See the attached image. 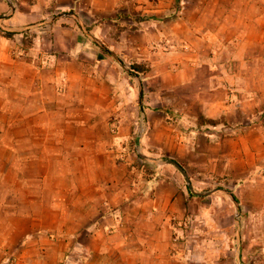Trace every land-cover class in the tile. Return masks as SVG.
I'll use <instances>...</instances> for the list:
<instances>
[{
  "label": "rangeland",
  "instance_id": "obj_1",
  "mask_svg": "<svg viewBox=\"0 0 264 264\" xmlns=\"http://www.w3.org/2000/svg\"><path fill=\"white\" fill-rule=\"evenodd\" d=\"M6 1L12 4V0ZM190 1L192 0H172L174 8L171 13L182 16L191 4ZM85 2L86 0H78L76 8L52 11L46 16L47 20L56 18V35L60 34L62 39L63 36L73 37L76 43L83 44L74 50L71 57H74V61L77 59L78 67H83L84 70L76 74L71 82H74L73 85H84L107 76L111 85L118 86L124 77L135 83L134 100L126 102L120 108L105 110L107 117L98 127L106 141V150L102 155L82 154L79 148L82 144L75 146L73 143L76 141L71 142L70 138L63 140L61 152L55 155L56 158L51 153H30L25 156L17 154L15 164L20 163L21 169L7 173L5 170L0 171V196L14 194L15 212H21L22 204L25 210L29 203L27 213L31 231L38 227L44 231L46 242H53L54 245L67 243L68 259L75 261L85 256V245L91 246L95 242L93 235H97V232L99 236L96 240L107 241L111 237L116 238L124 229L127 231V240L132 239L133 232L139 230L135 226L137 221L124 218L122 211L127 206L129 210L137 204L138 213L142 210H162L165 215L161 224L155 228L159 234L145 232L146 229L140 230L155 237L154 243L161 240L165 243L164 248L160 249L158 246V249H154L156 256L149 255L150 250H141L139 256L143 259L158 258L166 260L168 264H264L262 152L251 154L247 151V154H243L242 151L235 152L228 143L222 142L218 149V144L209 148L206 143L199 141L202 138L229 141L231 132L224 125L220 128H212L211 125H205L207 123L201 126L202 121L200 117H195L194 108L186 110L182 105L184 85H178L176 93L179 96L174 101L168 103L158 97L159 88L167 87V81L162 84L157 81V76L150 72V61L144 56V52H139L142 45L150 52L161 51L160 55L176 47L189 53L195 50L192 42L188 38L172 41L164 34H161L160 39L150 36L159 26V21L140 23L134 17L137 16L135 12H132L133 19L117 17L109 21L101 20L100 15H95L89 7H85ZM133 3L135 1L131 0L125 6L133 7ZM142 33L148 39L137 44L134 35ZM8 34L6 22L0 18V35ZM26 40L30 41H22L23 46L32 42L30 36ZM91 48L96 50L95 56L99 55V61L95 57L94 62L91 60ZM18 53L19 60L27 56L26 52ZM63 54L70 55L65 52ZM100 57L104 58V62H101ZM67 58L70 57L62 59ZM96 62L100 63L95 67ZM133 64H139L145 70L135 73ZM65 85L67 86V82L63 79L62 86ZM140 89L141 96L138 94ZM123 98L122 96L120 100ZM152 116L157 120L155 125L149 121ZM206 121L208 124L217 122L213 119ZM92 123L89 120L72 124L68 132L76 129L79 134L87 136L93 129ZM66 127L67 125L62 127L63 135ZM189 134L193 136L192 143L197 139L198 148L179 156L176 149L179 146L182 148L181 144L186 142ZM138 136L139 144L136 143ZM171 145L174 148H170ZM198 149L206 153V163L203 165V156ZM138 151L157 161L143 158ZM52 157L54 162L50 159ZM238 157H242L241 168L229 170L225 163L229 159L235 161ZM164 158L180 160L187 168L185 171L189 181H186L177 167L161 162ZM95 161L102 167L101 173L97 172V177L104 179L100 187L95 189L90 185L82 188L71 184V178L85 180L88 170H91L86 167L93 165ZM72 166L77 167L73 169ZM10 176L14 177L15 184L6 187L5 179ZM109 177L112 182L105 181ZM249 196H254L255 200H247ZM75 197H78V202L74 206ZM26 199L29 200L28 203ZM60 210L62 218L56 214ZM72 214H77V218L72 217ZM136 220L151 222L147 218ZM158 221L159 219H155L152 222L158 225ZM14 222L15 225H21L16 220ZM32 234L31 239H36L37 234ZM40 235L42 236L41 233ZM122 236L125 235L120 237ZM130 253V250H124L123 254L116 251L112 257L119 258L120 255L127 256ZM58 263L62 264L63 261L59 259Z\"/></svg>",
  "mask_w": 264,
  "mask_h": 264
},
{
  "label": "crops",
  "instance_id": "obj_2",
  "mask_svg": "<svg viewBox=\"0 0 264 264\" xmlns=\"http://www.w3.org/2000/svg\"><path fill=\"white\" fill-rule=\"evenodd\" d=\"M133 1V7H126L125 3L131 0H86L85 7L106 21L117 17L133 19L132 12H135L137 16L134 17L140 23L159 21V26L150 36L160 39L164 34L172 41L188 38L195 49L189 53L176 47L160 55L161 51L150 52L140 45L139 52H144L150 61L151 74L157 76L161 84L167 81V87L159 88L158 97L168 103L174 101L179 96L176 93L178 85H184L182 105L186 110L194 108L195 117H200L202 121L201 126L205 123L212 128L224 125L231 132L229 141L214 138L199 141L209 148L218 144V149L224 142L235 152H262L264 157V0H192L180 17L171 13L174 8L172 0ZM11 2H0V18L4 19L10 32L8 36L0 35V171L7 173L21 169L20 163L15 164L17 154L51 153L55 157L61 152L66 138L76 141L73 143L75 146L82 144L79 147L82 154L102 155L106 150V141L102 132L98 131L99 123L106 119L107 108H120L128 101L133 102L135 83L123 77L118 86L111 85L110 79L102 76L84 85L72 84V79L84 69L78 67L79 61H74L71 55L83 44L79 45L76 39L67 36H63V41L60 34H55L58 30L56 18L47 20L46 16L52 11L76 8L78 0ZM29 36L32 42L23 46L24 42L30 41L26 40ZM134 39L137 44H142L148 37L142 33L135 34ZM20 51L27 53L21 60L17 57ZM90 51L91 60L94 62L95 57L99 61V55L95 56L96 50L91 48ZM63 57L70 58L66 60ZM100 59L104 62V58ZM99 63L96 62L95 67ZM63 79L67 82L65 87L62 86ZM138 94L141 96V89ZM122 96L124 98L120 100ZM207 119L217 122L208 124ZM89 120L93 122V129L87 136L79 134L76 129L68 132L72 124ZM153 120L152 116L149 121L155 125L157 120ZM63 125H67L64 135ZM34 127L38 129H30ZM192 137L189 134L186 142L181 144L182 148L179 146L176 149L179 156L198 148L197 139L192 143ZM170 148H174L173 145ZM198 151L203 156V165L206 153ZM54 157L50 158L53 162ZM175 160L187 170L180 160ZM240 160L242 157L235 161L229 159L225 165L229 170H239ZM76 167L72 166L73 169ZM86 169H91L94 174L88 170L85 180L71 178V184L82 188L93 185L97 189L104 180L97 177V172L101 173V165L95 161ZM105 181L112 182L110 177ZM4 184L6 187L14 186V177L6 178ZM253 197L249 196L247 200L254 201ZM77 198H73L74 206ZM234 198L237 199V195L234 194ZM14 200L13 193L0 196V264H59V259L62 264H168L166 260L151 258L147 261L139 256L141 250H150L149 255L156 256L154 249L165 247L163 240L154 243L155 237L140 231L146 229L145 232L159 234L155 228L165 216L162 210H142L138 213L137 204L129 210L127 206L122 211L123 217L137 221L135 226L139 229L133 232V238L127 240V231L123 229L117 237L115 235L116 238L96 240L99 236L97 232L93 235L95 242L92 245L90 242L91 246L85 245V256L75 261L68 259L67 243L54 245L45 241L42 229L36 227L31 231L27 213L29 200H25L28 203L25 210L22 204L21 212H15ZM56 214L63 217L62 210L59 213L56 211ZM77 214H72V217L77 218ZM136 218H147L151 222L144 224ZM155 219H159L158 225L152 222ZM14 220L21 225H15ZM34 232L37 237L31 239ZM121 235L125 236L122 238ZM124 250L131 253L112 257L114 252L123 254Z\"/></svg>",
  "mask_w": 264,
  "mask_h": 264
},
{
  "label": "water",
  "instance_id": "obj_3",
  "mask_svg": "<svg viewBox=\"0 0 264 264\" xmlns=\"http://www.w3.org/2000/svg\"><path fill=\"white\" fill-rule=\"evenodd\" d=\"M142 95V93H141ZM139 140H140V137L138 136L137 139H136V143L139 144ZM139 155L142 156L143 158L147 159V160H150V161H157V159H154L152 157H149V156H146L144 154H142L140 151H138ZM161 162L163 163H170L172 165H174L175 167H177V169H179V171L183 174V176L186 178V181H189V178L187 177V173L186 171L184 170V168L180 165V163H178L176 160L174 159H167V158H164L161 160ZM188 186L189 188L192 190V187L190 185V183L188 182Z\"/></svg>",
  "mask_w": 264,
  "mask_h": 264
},
{
  "label": "trees",
  "instance_id": "obj_4",
  "mask_svg": "<svg viewBox=\"0 0 264 264\" xmlns=\"http://www.w3.org/2000/svg\"><path fill=\"white\" fill-rule=\"evenodd\" d=\"M10 33V32H9ZM132 68L134 70L135 73L141 72L142 70H145V68H143L141 65L139 64H133ZM192 193V192H191Z\"/></svg>",
  "mask_w": 264,
  "mask_h": 264
},
{
  "label": "built area",
  "instance_id": "obj_5",
  "mask_svg": "<svg viewBox=\"0 0 264 264\" xmlns=\"http://www.w3.org/2000/svg\"><path fill=\"white\" fill-rule=\"evenodd\" d=\"M19 54V53H18Z\"/></svg>",
  "mask_w": 264,
  "mask_h": 264
}]
</instances>
